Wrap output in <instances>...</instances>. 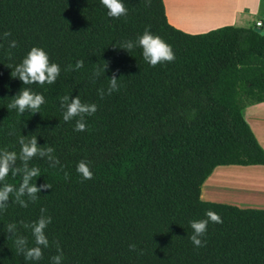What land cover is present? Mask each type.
<instances>
[{
    "label": "trees",
    "instance_id": "obj_1",
    "mask_svg": "<svg viewBox=\"0 0 264 264\" xmlns=\"http://www.w3.org/2000/svg\"><path fill=\"white\" fill-rule=\"evenodd\" d=\"M124 3L128 13L116 19L101 0H0V150L18 154L17 175L0 187H19L20 137L54 149L28 162L40 170L36 187L51 188L35 202L25 192L26 208L11 194L0 210V264H54L57 245L61 264H264V209L199 198L215 166L264 164L241 114L264 102V34L233 25L187 33L167 22L162 0ZM146 27L172 46L173 62L144 60L137 38ZM129 40L131 50L122 47ZM34 46L60 66L54 84L25 85L13 75ZM112 77L118 90L109 95ZM24 88L43 94L39 112L8 107ZM64 96L97 105L85 131L75 130L80 117L64 121ZM82 159L91 161L92 179L76 171ZM209 210L222 223L209 221L197 247L191 222ZM41 217H51L49 246H40L39 261L27 260V247L36 246L32 222ZM20 237L27 244L18 251Z\"/></svg>",
    "mask_w": 264,
    "mask_h": 264
},
{
    "label": "clouds",
    "instance_id": "obj_2",
    "mask_svg": "<svg viewBox=\"0 0 264 264\" xmlns=\"http://www.w3.org/2000/svg\"><path fill=\"white\" fill-rule=\"evenodd\" d=\"M102 5L107 9V15L111 18H120L121 16H126L128 9L125 6L124 0H101ZM4 37L11 35L10 32H4ZM137 44L142 48V55L144 60L151 66L155 67L158 64L164 62H173L175 60V54L173 48L159 35H154L148 27L145 28L142 35L137 38ZM17 46L16 41H11L9 44L10 48H15ZM134 43L129 40L126 41L122 47L131 50L135 47ZM106 62L104 68L106 67ZM83 66V61H77L75 64V69H79ZM103 68V70H104ZM72 66H69V70ZM60 74V66L57 63L50 62L48 53L40 47H32L27 55L23 58L22 62L16 66L14 71L15 78H18L22 84H54ZM99 75V73H95ZM118 90V80L116 77L109 79L108 94L110 95L113 91ZM100 96L103 98L104 90H100ZM13 102L8 105L9 108L18 109L19 113L22 115L26 110H31L32 113L39 112L41 105L45 103V98L43 94L32 91L30 88H24L20 90L16 96L12 97ZM66 106V111L63 113V119L65 122L71 121L75 117H80L76 121L75 130L85 131L87 129V124L84 120L86 115H92L97 111V105L94 103H84L81 101L79 96L72 98L69 102V96L62 97L61 107ZM19 143L21 145L20 158L23 162V175L21 176V182L19 187H15L12 184L4 183L0 187V210H6V202L9 200L11 194H15V202L21 207H28V203L25 200L20 199L21 196L27 193L30 199L35 202L37 199V193L41 188L48 189L51 188L50 184H42L40 188H37L34 180L40 175V170L38 167H29L28 162L36 156H44L46 153H53L54 149L52 147L41 148L37 144L35 136L27 138L25 140L20 137ZM18 159V154L15 151H10L7 149L0 150V182L6 180L9 174L14 177L17 175L18 170H14L11 166L16 163ZM49 159L54 160L52 166H55L59 161L55 157H49ZM91 161L82 159L77 163L76 171L84 179H92L93 172L91 170ZM67 175V174H65ZM41 213L46 212L47 209L41 208ZM207 219L194 220L191 222V228L193 229V235L190 237L192 243L197 247H203L204 242L201 237L207 232V226L209 221L214 223H222L220 215L214 211L206 212ZM23 224V222H21ZM32 235L35 238L34 247L26 249L24 255L27 260L39 261L43 258V248L49 246L48 237L45 235V229L51 223V217H41L35 222H32ZM24 227H28V224H23ZM15 227L14 224H9L7 231H12ZM15 244L19 251L20 245L27 244L26 237H20L15 240ZM131 249H135V245L129 246ZM57 252L60 253L52 257L54 264H61L63 260V254L59 245H57Z\"/></svg>",
    "mask_w": 264,
    "mask_h": 264
},
{
    "label": "crops",
    "instance_id": "obj_3",
    "mask_svg": "<svg viewBox=\"0 0 264 264\" xmlns=\"http://www.w3.org/2000/svg\"><path fill=\"white\" fill-rule=\"evenodd\" d=\"M208 1L162 0L166 20L187 33L205 32L222 25L252 27L255 20L264 24L262 0H228L230 4H223L216 11L202 8ZM255 105L264 109V102ZM252 133L264 150V144ZM199 198L241 208L264 209V164L215 166L202 181Z\"/></svg>",
    "mask_w": 264,
    "mask_h": 264
},
{
    "label": "rangeland",
    "instance_id": "obj_4",
    "mask_svg": "<svg viewBox=\"0 0 264 264\" xmlns=\"http://www.w3.org/2000/svg\"><path fill=\"white\" fill-rule=\"evenodd\" d=\"M223 4H230L228 0H209L203 4L202 8L206 10L216 11L217 8L222 7ZM206 5V6H205ZM213 5H218L213 7ZM241 114L244 120L248 123L251 130L259 138V140L264 144V109L257 108L255 103L246 104L242 110Z\"/></svg>",
    "mask_w": 264,
    "mask_h": 264
},
{
    "label": "built area",
    "instance_id": "obj_5",
    "mask_svg": "<svg viewBox=\"0 0 264 264\" xmlns=\"http://www.w3.org/2000/svg\"><path fill=\"white\" fill-rule=\"evenodd\" d=\"M263 26L264 24L259 20H255L252 25V27H258V28H263Z\"/></svg>",
    "mask_w": 264,
    "mask_h": 264
},
{
    "label": "water",
    "instance_id": "obj_6",
    "mask_svg": "<svg viewBox=\"0 0 264 264\" xmlns=\"http://www.w3.org/2000/svg\"><path fill=\"white\" fill-rule=\"evenodd\" d=\"M252 30L259 33V34H264V26H263V28L252 27Z\"/></svg>",
    "mask_w": 264,
    "mask_h": 264
}]
</instances>
